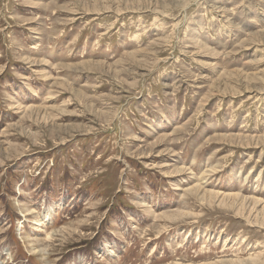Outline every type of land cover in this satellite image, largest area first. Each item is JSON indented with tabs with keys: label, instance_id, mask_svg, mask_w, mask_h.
<instances>
[{
	"label": "rangeland",
	"instance_id": "374dc122",
	"mask_svg": "<svg viewBox=\"0 0 264 264\" xmlns=\"http://www.w3.org/2000/svg\"><path fill=\"white\" fill-rule=\"evenodd\" d=\"M0 264H264V0H0Z\"/></svg>",
	"mask_w": 264,
	"mask_h": 264
},
{
	"label": "bare ground",
	"instance_id": "6f19581e",
	"mask_svg": "<svg viewBox=\"0 0 264 264\" xmlns=\"http://www.w3.org/2000/svg\"><path fill=\"white\" fill-rule=\"evenodd\" d=\"M188 192V191H187Z\"/></svg>",
	"mask_w": 264,
	"mask_h": 264
}]
</instances>
